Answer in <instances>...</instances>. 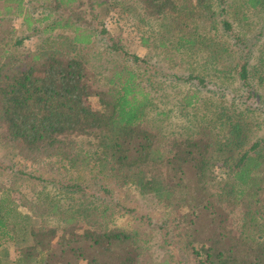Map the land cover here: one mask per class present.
<instances>
[{"label":"trees","instance_id":"trees-1","mask_svg":"<svg viewBox=\"0 0 264 264\" xmlns=\"http://www.w3.org/2000/svg\"><path fill=\"white\" fill-rule=\"evenodd\" d=\"M133 1L140 15L160 23L155 47L203 50L205 69L211 71L216 82L237 80L239 90L249 86L252 52L248 50L244 55L243 50L251 44L248 46L237 36L233 43L219 39L217 30L213 34H198L196 24L190 30L191 10L203 9L212 15L213 0ZM244 2L252 10H264V0ZM105 3L0 0L2 139L11 143L15 155L24 161L60 156L69 163L102 162L109 165L120 185L152 196L173 210H183V236L199 264H264V222L258 223L264 221V213L256 206L258 201L259 206L264 203L260 199L264 193V138L246 149L250 129L257 121L249 115L255 112H248V106L242 110L240 94L232 96L230 104L212 100L210 114L198 117L196 111L192 128L188 126L182 134L167 135L147 119L150 96L136 69L116 65L99 86L98 74L89 67L87 56L77 50L81 47H77L88 46L107 34L98 21V10ZM38 11L43 17L32 22V15ZM11 16L23 18L29 30L36 23L50 40L49 45L21 59L9 55L6 47L14 28L6 18ZM220 24L227 33L231 27L228 22ZM57 29L69 32L70 37L56 44L51 34ZM211 29H216L215 24ZM111 50L117 53L122 49L114 42ZM122 54L130 56L124 51ZM132 59L134 64L141 62L137 56ZM252 70L253 75L259 73V81L264 83V51ZM193 98L194 94H186L184 106L194 109L197 101ZM79 136L91 137L101 150L76 154L72 139ZM217 162L228 172V179L218 193H213L212 173ZM3 195L0 239L11 240L14 236L9 222L29 217L20 215L13 201ZM54 202L50 198V203ZM57 207L53 204L50 209L66 225L61 233L56 228L31 230L32 244L20 249L15 264H178L168 259L153 261L147 242L136 231L110 228V215L107 219L92 204L77 208L68 216L65 212L57 213ZM235 213L248 218H242L239 236L229 217ZM81 222L91 228H80ZM252 235L256 248L250 245L255 241Z\"/></svg>","mask_w":264,"mask_h":264},{"label":"rangeland","instance_id":"rangeland-1","mask_svg":"<svg viewBox=\"0 0 264 264\" xmlns=\"http://www.w3.org/2000/svg\"><path fill=\"white\" fill-rule=\"evenodd\" d=\"M104 1V7L98 10V21L105 26L107 34L98 37L88 46L77 47H81L77 50L87 56L89 67L98 74L96 77L99 86L103 85V78L116 65L136 69L145 92L150 96L147 119L167 135L174 132L182 134L188 126L192 128V121H196L195 112L198 111V117L210 114L212 100L230 104L231 97L240 94L242 110L248 106V112H255L249 116L257 118L256 125L250 129V142L246 149L252 142L264 138V83L259 81V73L253 75L252 70L264 51V10H252L244 0H213L212 15L196 8L190 12V30L196 24V27L199 25L198 34H213L217 30L219 39L224 38L233 43V37L237 36V39L247 41L248 46L251 44L243 50L244 55L248 50L252 52L249 60V86L239 90L240 82L237 80L225 79L220 80V83L216 82L215 77L212 78L211 71L205 69L206 53L203 50L191 52L182 49L177 51L172 47H155L154 41L160 23L155 18L148 19L140 15L133 0ZM30 10L32 11L31 8ZM6 19L16 28L6 47L12 57L21 59L27 53H35L49 45L50 40L35 24L30 29L35 33L20 44H15L21 41V37L30 35V31L26 32L17 18ZM222 21L231 26L227 33L221 28ZM214 24L216 29L212 30ZM65 37H70V33L59 31L53 35L56 44ZM145 40H148L146 44ZM114 42L122 49L117 53L111 50ZM123 51L130 56H124ZM132 56L139 57L141 62L134 64ZM199 79L204 80L203 83ZM186 94H194L193 100L197 101L194 109L184 106L183 97ZM93 105L96 106V100ZM3 132L1 129L0 197L3 193L4 198L13 201L17 212L22 216L27 215L29 219L16 218L9 222L14 237L11 240L0 239V264H15L20 249L32 244L29 235L31 230L56 228L57 233H61L66 225L59 222V218L52 213L50 208L53 204L58 206L57 213L65 212L66 216L77 208H88L92 204L104 212L107 219L110 215V228L136 231L147 242L153 261L168 259L178 264H199L194 251L186 246L187 241L183 236V210H173L157 202L152 196L141 195L131 187L120 185L114 179L109 165L102 162L81 160L69 163L61 160L60 156L24 161L15 155L13 147L9 145L11 143L2 139ZM72 140L76 146V154H91L101 150L94 145L95 140L91 137L79 136ZM216 165L212 173L213 193H218L228 179V172L221 167V163L217 162ZM50 198L55 202L50 203ZM260 199L264 200V193L260 195ZM256 206L257 210L264 213V203L259 206L258 201ZM229 217L233 222L234 233L239 236L242 218L245 221L248 218L239 217L238 213ZM77 218L81 220L80 216ZM13 222L17 225H13ZM80 228L91 227L81 222ZM262 235L264 236L263 231ZM252 237L255 241L250 245L256 248V238L254 235ZM195 250L198 253V249Z\"/></svg>","mask_w":264,"mask_h":264},{"label":"crops","instance_id":"crops-1","mask_svg":"<svg viewBox=\"0 0 264 264\" xmlns=\"http://www.w3.org/2000/svg\"><path fill=\"white\" fill-rule=\"evenodd\" d=\"M12 18H14V19H18V20H20V24H22V26L24 27L23 29L27 32V31H30L29 30V28H27V26H26V24H25V22H24V20H23V18H21V17H15V16H11ZM43 17V13H41L40 11H38V12H36L35 13V15L33 14L32 15V17H31V20H32V22L34 21L35 22V20H38V19H41ZM35 25H37L36 23H34ZM12 27L14 28V33H15V30H16V28H15V26L13 25V23H12ZM37 27H38V25H37ZM37 29V28H36ZM35 28H34V30H36ZM61 32V33H63V32H67V31H62V30H59V29H57V30H55L51 35L53 36H55L56 35V33H58V32ZM38 32V31H37ZM28 33H30V35L29 34H27V36H23V38L21 37V39L20 40H22L21 42H23V40H25V39H27V38H29L28 36H32L34 33H33V31H30V32H28ZM13 36H14V34H13ZM13 36H12V38H13ZM46 37H47V35H45ZM16 44V43H15ZM33 51V50H32Z\"/></svg>","mask_w":264,"mask_h":264}]
</instances>
